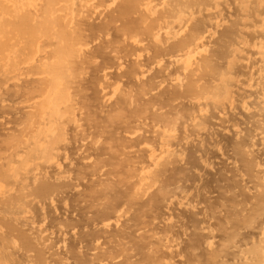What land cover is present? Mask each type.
I'll use <instances>...</instances> for the list:
<instances>
[{"label": "bare ground", "instance_id": "obj_1", "mask_svg": "<svg viewBox=\"0 0 264 264\" xmlns=\"http://www.w3.org/2000/svg\"><path fill=\"white\" fill-rule=\"evenodd\" d=\"M0 264H264V0H0Z\"/></svg>", "mask_w": 264, "mask_h": 264}]
</instances>
